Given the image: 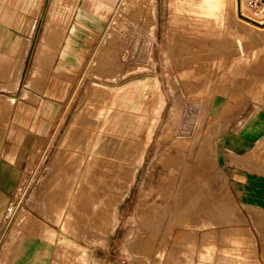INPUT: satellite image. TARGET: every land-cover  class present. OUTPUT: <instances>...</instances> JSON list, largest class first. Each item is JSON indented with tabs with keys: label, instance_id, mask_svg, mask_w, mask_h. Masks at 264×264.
I'll return each mask as SVG.
<instances>
[{
	"label": "rangeland",
	"instance_id": "obj_1",
	"mask_svg": "<svg viewBox=\"0 0 264 264\" xmlns=\"http://www.w3.org/2000/svg\"><path fill=\"white\" fill-rule=\"evenodd\" d=\"M4 1L11 2L0 3ZM57 2L44 0L40 8L30 9L34 28L27 33L15 30L17 56L23 58L15 71V83L9 85L14 76L0 77V122L4 124L12 123L15 109L28 110L47 99L43 90L51 83V95L62 99L53 125L40 126V148L21 181V193H26L22 206L38 218L31 221L37 228L45 227L44 222L56 228L55 238L62 235L51 264H264V213L255 205L256 199L246 195L264 193V185L252 182L264 180V163L253 156L264 152L254 150L264 134L253 143L228 146L230 138L243 131L252 111L264 106L245 93L252 88L245 83L259 82L256 88L260 89L264 83V31L242 22L245 29L241 30L247 32L235 33L243 43L230 47L229 39L215 28L223 23L227 9L238 20L233 0H115L116 8L104 23L103 33L87 38L79 68L62 74L77 66L73 38L61 55L59 70L55 69L59 55L39 54L44 33L55 48L64 34L65 29L56 28L60 22L43 28ZM17 7L0 4L2 27L28 28L23 19L11 22ZM84 9L80 19L93 9L92 0H85ZM243 9L264 21V6L259 11ZM73 13V8H63L66 26ZM204 21H212V30L205 36L201 32ZM72 32L78 29L73 27ZM29 49L32 52L25 53ZM248 53L247 62L243 56ZM36 61L37 66L55 63L52 69L32 71ZM148 76L159 79L167 104L139 172V161L134 164L133 156L110 165L95 155V134L84 160L79 162L80 156L72 159L68 148L76 132L92 127L88 121L95 112L99 122L104 115L101 102L91 98L94 87L101 92L97 83L114 89ZM60 83L64 84L59 87ZM215 102L218 110L213 107ZM154 125L155 121L150 132ZM132 170L135 175L130 181ZM94 206L98 210L93 215ZM47 232L53 234V230ZM52 248L40 249L39 257L46 264Z\"/></svg>",
	"mask_w": 264,
	"mask_h": 264
},
{
	"label": "crops",
	"instance_id": "obj_2",
	"mask_svg": "<svg viewBox=\"0 0 264 264\" xmlns=\"http://www.w3.org/2000/svg\"><path fill=\"white\" fill-rule=\"evenodd\" d=\"M43 1L44 0H11V2L4 1L0 4L34 9L36 7L40 8ZM57 1L56 5H52L43 28L46 30L53 21L60 22L56 28L59 30L65 29L64 34L60 40L59 47L55 48L53 42L46 40V35L44 33L42 50L39 54L55 53L57 56L59 55V61L55 68L59 70L58 66L60 64L61 55L65 51L70 38H73V42L77 44V57L75 61L77 66L75 68L72 67V70L68 73H62L69 74L79 68L81 64L80 59L86 51L88 43L87 38L92 39L98 34L103 33L104 30L101 29L105 27L104 23L109 21L116 6L114 4L115 0H92L93 9L89 11L87 18L80 19V11H85V0L82 1V4L79 3L80 0ZM64 7H71L74 10L67 26L65 25L66 22L63 20ZM16 11V9H13V16ZM19 11L23 13L24 9H19ZM74 16L75 18L73 20ZM31 18V21L35 22V16L31 15ZM31 27L32 25L28 26L26 30H20L10 26L7 28L10 35H8L6 41H4L5 36L2 31V25L0 24V77L9 79L14 76L12 81L9 80V85L15 83V71L20 65V60L23 59L21 56H17L19 52V39L15 34V30L27 33L30 31ZM73 27L78 29L76 34L72 32ZM69 28L71 29L68 34L67 31ZM241 31L247 32L246 30ZM237 37L240 38L241 43H243L242 37L238 34ZM30 52H32L30 49L25 51V53ZM242 53L244 54L245 52L242 51ZM249 54L250 53H248V56H244L245 58L242 57L246 59L247 62L250 60L248 58L250 57ZM251 54L254 55L255 53L251 52ZM252 57L253 56H251V58ZM54 63L49 66H37L36 61L32 71L37 68L52 69ZM31 75H33L32 72ZM62 84L64 83H60L59 87H61ZM97 84L102 88V96L106 95V92L109 94L108 101L104 106V115L98 126L94 128L95 137L93 145L98 152V157L103 160L115 162L116 157L112 155H115L118 150L126 148L130 154L125 158L135 157L133 161L134 164H137V159L139 161L137 164L138 173L140 167L144 163L155 130L161 122L162 113L167 104L166 95L160 86V81L156 77L148 76L133 80L114 89L101 83ZM245 84L252 87L245 93H250L251 99L257 103L264 104V83H262V89H260V86L256 88L257 85H259V82L256 81L247 82ZM52 91H54L52 83L45 86L43 93L47 99L42 98L41 102L44 104L43 109L42 103L38 104L37 107L32 105L28 110L20 111L15 109L11 114V118L14 119L12 123L4 124L0 122V264H46L47 260L44 257H39L42 255L40 249L43 246L53 245L49 256V264H51L56 256L57 247L60 244L58 238L62 237V235L59 234L58 238H55L57 235L56 228L46 222H44L46 225L45 227L37 228L35 223L31 221L36 217L30 210L22 206L26 193H21L23 171L28 165L35 150L39 149L41 145L42 136L39 134V128L45 123L53 125V120L57 118L62 109V99L52 96ZM242 95L244 96V94ZM242 98L243 97H241V99ZM227 104L230 106L229 101H227ZM1 105L0 103V106ZM218 106L216 102L215 104L213 103V107H215L216 110H218ZM85 107L82 109V112ZM153 121H155V125L150 132ZM28 127H31L30 131H26ZM149 132L150 141L148 143ZM262 134H264V106L262 108L257 106L246 119L243 131L240 134L232 136L228 142V146L234 148L243 145V143H253L257 141ZM217 141L221 149V136ZM256 145L255 151L264 149V140L262 143ZM253 156L264 163V152L262 154L258 153L257 155L253 154ZM218 157L219 160H221L222 150ZM135 181L136 177L132 186ZM252 182L258 185H264V180H254ZM246 195L249 198L253 197V199H256L257 204L255 205L261 207L264 213V193L254 192L253 194L251 192ZM47 229L53 230V234H50L51 231L45 233ZM54 239L55 242H53ZM38 247L40 248L38 249Z\"/></svg>",
	"mask_w": 264,
	"mask_h": 264
},
{
	"label": "bare ground",
	"instance_id": "obj_3",
	"mask_svg": "<svg viewBox=\"0 0 264 264\" xmlns=\"http://www.w3.org/2000/svg\"><path fill=\"white\" fill-rule=\"evenodd\" d=\"M234 1V3H235V9H236V12H237V15H238V20L236 19H232V14L230 13L232 10L230 9V12H229V10L227 9L226 11H225V14H224V20H223V23H221V24H219L216 28H215V30H216V32H217V34H219V35H222V36H224L227 40L229 39V41H230V47L232 46H234V45H242V43H241V41H240V38H238L237 37V34L235 33V32H237L238 33V30H241V29H245V28H243V24H242V22H245V23H249V24H251V25H254L255 27H258L259 29H262V31H264V21H259V20H257V19H255V18H253V17H251V16H249V15H247L246 13H245V11H244V9H243V6L248 10V11H250V9H248L247 8V6L245 5V2H244V0H233ZM23 3V2H22ZM28 3V2H27ZM43 3V2H42ZM24 9V12L22 13L21 11H19V9ZM16 13H15V15L12 17L13 19H12V21L11 22H14L16 19H18L19 18V20L20 19H23L24 21H26V22H28V26H33V28H34V26L35 25H33L34 24V21L32 22L31 20H32V18H31V11H30V9H28V7H17L16 8ZM154 11V10H153ZM7 13V12H6ZM154 13V12H153ZM230 14H231V16H230ZM8 15V14H7ZM13 15V14H12ZM2 16V15H1ZM194 19V18H193ZM3 20V19H2ZM11 20V19H10ZM2 22V21H1ZM10 22V21H9ZM21 22H22V20H21ZM207 21H204L203 23H202V31L201 32H204V36H205V33H209V31L210 30H212L211 28H210V24H209V22H207ZM15 23V22H14ZM2 24V23H1ZM12 24V23H11ZM17 24H21L22 25V23H19V22H17ZM16 24V25H17ZM10 25V24H9ZM9 25H7V26H9ZM25 25H26V23H25ZM250 26V25H249ZM18 27V26H17ZM19 27H20V25H19ZM24 27V26H23ZM23 27H21V29H23V30H25ZM7 28H9V27H2V31H3V33H4V36H5V40L4 41H6V37L8 36V35H10V32L8 31V29ZM208 28H209V30H208ZM34 30V29H33ZM32 30V31H33ZM201 30V29H200ZM214 30V31H215ZM149 32V31H148ZM212 34V33H211ZM214 37V36H213ZM174 39V38H173ZM218 39V38H217ZM225 39V40H226ZM222 40V39H221ZM212 43V42H211ZM229 43V42H228ZM218 45V44H217ZM218 47V46H217ZM219 49V48H218ZM26 51V50H25ZM244 57V56H243ZM228 60V59H227ZM99 64V63H98ZM22 66H23V64H22ZM111 67V66H110ZM20 71L22 72V68L20 69ZM115 72H117V71H115ZM101 93V92H100ZM100 93H99V88H95L94 87V89H93V91H92V96H91V98H92V102H101V107L100 108H102V107H104L105 106V104L107 103V100H108V98H105V99H100L101 97H103V96H101L100 95ZM101 97H100V96ZM108 97V96H107ZM99 105V104H98ZM96 107H97V105H95ZM96 109V108H95ZM103 109V108H102ZM91 110V109H90ZM91 113H92V111H91ZM97 112H95L94 114H93V116H92V119L90 120V121H88V123H89V125H90V122H91V124H92V127L93 128H88V126H87V128L85 127V128H82V129H80L78 132H76V134H75V138H74V140H73V142L71 143V145H70V147L68 148L69 150H70V152H69V154H70V156H71V158L72 159H75L76 157H81V159L82 160H80L79 162H81V161H83L84 160V156H85V154L86 153H88L89 151H90V145H91V141H92V139H93V137H94V134H95V131H94V128H96L97 126H98V124H99V116H98V113L96 114ZM89 116V115H88ZM102 116V115H101ZM173 116H174V114H173ZM85 122V121H84ZM76 126V125H75ZM91 127V126H90ZM73 138V137H72ZM126 142V141H125ZM132 142V141H131ZM207 142V141H206ZM128 144V143H127ZM126 144V145H127ZM132 145V144H131ZM130 149V148H129ZM97 151H96V153H95V155H97ZM128 154H130V153H128V151H127V149L126 148H122V149H120V150H118L117 152H116V154L115 155H112V156H115L116 157V161L115 162H111V161H109V163H110V165L111 164H113V163H119V162H121L125 157H127V155ZM133 155V154H132ZM131 156V155H130ZM77 159V158H76ZM64 160V159H63ZM78 160V159H77ZM65 161V160H64ZM76 161V160H75ZM107 161V160H106ZM105 161V162H106ZM206 161V160H205ZM103 162V161H102ZM193 162V161H192ZM191 162V163H192ZM59 163V162H58ZM81 165V164H80ZM202 165H203V163H202ZM204 166V165H203ZM80 167V166H79ZM82 168V167H81ZM115 169V168H114ZM208 171V170H207ZM124 172H126V170L124 171ZM130 172V171H129ZM80 173V172H79ZM120 173V172H119ZM122 173V172H121ZM100 174V173H99ZM103 174V173H102ZM57 175V174H56ZM61 175V174H60ZM84 175V174H83ZM101 175V174H100ZM120 175H122V174H120ZM129 175V174H128ZM135 175V170H132L131 172H130V178H129V180L131 181L132 180V177ZM103 176V175H102ZM125 176V175H124ZM123 176V177H124ZM58 177V176H57ZM85 177L86 176H83V180L84 181H87V179H85ZM122 177V178H123ZM92 178V177H91ZM134 178V177H133ZM217 178V177H216ZM94 181V180H93ZM96 181V180H95ZM129 181V182H130ZM88 182V181H87ZM147 182V181H146ZM97 183V182H96ZM88 184L90 185V187L91 188H93V186L88 182ZM95 184V183H94ZM106 184V183H105ZM72 185V184H71ZM97 185V184H96ZM130 185V184H129ZM86 187V186H85ZM99 187V186H98ZM105 187V186H104ZM128 187V186H127ZM66 190H68V189H66ZM71 189H69V191H70ZM68 191V192H69ZM82 191H83V189H82ZM101 191V190H100ZM117 191V190H116ZM102 193V192H101ZM108 193V192H107ZM119 193V192H118ZM79 194V193H78ZM82 194H85V193H82ZM106 194V193H105ZM86 195V194H85ZM98 196V195H97ZM111 196V195H110ZM109 196V197H110ZM81 197V196H80ZM114 200V199H113ZM120 200V199H119ZM88 201V200H87ZM97 201V200H96ZM118 202V201H117ZM90 203V202H89ZM119 203V202H118ZM49 205V204H48ZM183 206V205H182ZM217 206V205H216ZM176 208V207H175ZM108 209V208H107ZM98 209H97V206L95 207L94 206V209H93V215L96 213L95 211H97ZM151 211H153V210H151ZM80 212V211H79ZM109 212H111V209H110V211ZM156 212V211H155ZM108 213V212H107ZM113 213V212H112ZM149 213H151V212H149ZM157 213V212H156ZM84 214H85V212H84ZM147 215V216H146ZM145 216H142L143 217V219L144 220H147V217H148V214H146ZM162 215V214H161ZM170 215V214H169ZM98 216H101V215H99L98 214ZM97 216V217H98ZM149 217H151V216H149ZM154 217V216H153ZM90 218H91V216H90ZM104 219V218H103ZM150 219V218H149ZM148 219V220H149ZM152 219H150V221H151ZM154 221V220H153ZM150 223V222H149ZM148 223V224H149ZM81 226V225H80ZM85 227V226H84ZM147 227H148V225H147ZM151 227V226H150ZM81 229V228H80ZM83 229V228H82ZM149 231V230H148ZM48 233V232H47ZM153 236V235H152ZM175 236V235H174ZM152 242V241H151ZM178 242V241H177ZM75 254V253H74Z\"/></svg>",
	"mask_w": 264,
	"mask_h": 264
},
{
	"label": "built area",
	"instance_id": "obj_4",
	"mask_svg": "<svg viewBox=\"0 0 264 264\" xmlns=\"http://www.w3.org/2000/svg\"><path fill=\"white\" fill-rule=\"evenodd\" d=\"M248 9L259 11L264 6V0H244Z\"/></svg>",
	"mask_w": 264,
	"mask_h": 264
}]
</instances>
